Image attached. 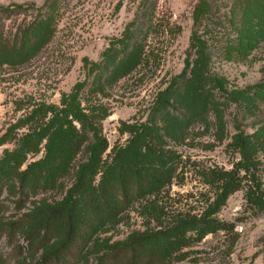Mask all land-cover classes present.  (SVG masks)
<instances>
[{
	"label": "rangeland",
	"instance_id": "rangeland-1",
	"mask_svg": "<svg viewBox=\"0 0 264 264\" xmlns=\"http://www.w3.org/2000/svg\"><path fill=\"white\" fill-rule=\"evenodd\" d=\"M46 1L0 3V31L16 46L30 25L50 18V37L29 61L0 66V264H123L111 257L113 247L180 219L201 217L212 206L222 181L210 177V170H240L244 177L242 187L214 214L231 229L177 245L172 263L264 264V208L247 199L253 182L234 145L240 133L255 142L252 159L257 165L250 172L264 193V31L249 47L239 48L241 25L233 0H210L212 19L203 25L194 19L199 0ZM254 26L250 34H257ZM195 37L205 41L209 73L221 77L226 89L220 95L227 98L221 108L224 132L219 135L210 113L208 127L195 120L186 123L181 138L164 136L156 152L171 175L153 186L147 163L137 172L130 164L122 169L123 152L120 157L118 152L133 136L130 125L162 124L153 116L155 102L185 69L187 57L196 56ZM134 40L143 45L142 62L107 82ZM113 52L115 61L109 59ZM98 80L102 91L94 89ZM81 82V107L93 124L83 127L69 116L74 127L61 138L58 162L31 168L23 179L31 164L46 157L49 136L59 123L54 118L64 108L65 96ZM241 89L259 93L249 102L228 100V92ZM99 142L105 148L96 152ZM133 172L142 176L144 194L116 198L114 183ZM103 197L118 203L115 216H105L100 208L97 228L90 229ZM73 208L80 231L68 250H60ZM191 234L195 232H187Z\"/></svg>",
	"mask_w": 264,
	"mask_h": 264
},
{
	"label": "trees",
	"instance_id": "trees-1",
	"mask_svg": "<svg viewBox=\"0 0 264 264\" xmlns=\"http://www.w3.org/2000/svg\"><path fill=\"white\" fill-rule=\"evenodd\" d=\"M48 1L46 3L50 2ZM233 2L234 7L236 5L238 7L237 16L240 20L239 25H241L239 48L245 49L249 47L251 40L255 36L261 35L264 31V0H233ZM212 6L210 0L198 1L194 9V19L197 25H203L204 20L212 19ZM152 8H155V4H153ZM152 8L147 10L151 11ZM144 17L147 20L150 18V16L147 18V15ZM48 19L50 20L49 17L40 19L24 30L23 42L18 46L10 44L5 34L0 31V66L4 63L18 65L29 61L32 54L34 56L37 50L50 37ZM145 25L148 26V23ZM244 26H247V29ZM253 26L257 34L254 32L249 33L250 27L252 28ZM193 35L196 36V32ZM194 39L193 47H199L196 50V56L193 59L190 55L187 57L185 69L179 75L174 76L167 87L159 92L158 99L155 102L153 116L159 117L162 124L155 126L146 122L139 126L130 125L133 136L129 144L118 152L119 157L121 152H123L122 159H119V162L122 163V169L127 168L130 164L133 167V171H140L146 169L145 164L147 163L151 174L150 183L153 186L162 183L171 175L169 168L162 162V155L156 152L157 146L162 144L161 141L164 136L168 135L174 139L181 138L185 134L184 130L188 123H192L195 120L203 122L205 127H208L209 123H211V114L216 120V125L220 128L217 130L219 135L224 132L221 108L226 103L227 98L222 100L220 95L221 91L225 92L226 89H224L221 77L209 73L210 54L207 52L208 47L205 41L197 37ZM133 42L129 52L119 60L112 73L109 74L107 82H112L126 75L142 62L143 45L140 40H134ZM6 45L9 46V49L5 48ZM115 56L116 53L113 52V54L109 55V59L115 61ZM84 86L85 83L83 82L77 83L73 90L65 96V106L62 110H58L54 118V121H59V123L49 136L46 157L39 163L31 164L23 172V179H28L31 168L37 166L45 168L53 165L54 162H58L62 148L61 138L74 127L71 120H69V116L72 115L73 118L81 121L83 127L90 122L93 124L91 119H88L84 108L81 107L80 95ZM94 89L95 91H102L104 89L103 82L98 80ZM255 90L254 93L252 89L233 90L230 93L228 92L227 97L228 100L236 103L249 102V100L254 99L255 96L253 95L257 92L259 93V90ZM92 108L97 109L94 106ZM234 140L236 141L234 145L240 149L239 151L244 159L243 162L241 161V165L249 171L246 174L249 175L253 182L252 185L249 184L247 199L258 209H262L264 208V193L260 190L258 182H255L254 171L250 172V168L257 165V162L252 159V155L257 150V147L254 148L255 142L250 140V135L242 133L235 135ZM101 146V142H99V145L94 146V151H101L105 148H101ZM154 160H157V163ZM137 174L133 172L131 175L121 178L119 184L114 183L113 191L116 193V198L119 194L124 199L132 195L139 197L144 194L142 187L144 184L143 178L139 173ZM208 174L210 177L212 175L214 180H221L222 183L219 187L218 197L201 217L192 216L180 219L175 225L165 230L134 235L122 242L121 245L113 247L111 249V257L116 262L123 260V264H173L172 255L178 251L177 245L192 238L202 237L207 232L231 229L228 222L219 220L214 214L225 204L228 196L233 191L242 187L244 177L240 174V170H210ZM117 207L118 203L116 204L115 201L106 202L105 197H103V203L98 205L97 216L93 221H90L89 228L94 230L97 228L96 225L98 224V219H100L98 215L101 212V210L100 212L98 210L100 208L104 211L103 214L105 216L112 218L115 216ZM74 209L69 210L67 213L66 235L59 248L60 250H68L80 231L77 224L78 221L72 212ZM188 231H194L195 234L187 235Z\"/></svg>",
	"mask_w": 264,
	"mask_h": 264
},
{
	"label": "crops",
	"instance_id": "crops-1",
	"mask_svg": "<svg viewBox=\"0 0 264 264\" xmlns=\"http://www.w3.org/2000/svg\"><path fill=\"white\" fill-rule=\"evenodd\" d=\"M8 0H0V3H7Z\"/></svg>",
	"mask_w": 264,
	"mask_h": 264
}]
</instances>
